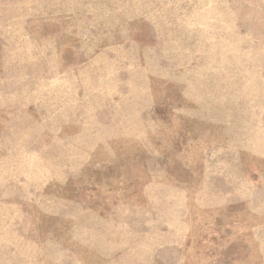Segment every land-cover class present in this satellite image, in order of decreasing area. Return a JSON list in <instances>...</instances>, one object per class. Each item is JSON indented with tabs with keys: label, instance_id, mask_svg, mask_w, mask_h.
Segmentation results:
<instances>
[{
	"label": "rangeland",
	"instance_id": "rangeland-1",
	"mask_svg": "<svg viewBox=\"0 0 264 264\" xmlns=\"http://www.w3.org/2000/svg\"><path fill=\"white\" fill-rule=\"evenodd\" d=\"M0 264H264V0H0Z\"/></svg>",
	"mask_w": 264,
	"mask_h": 264
}]
</instances>
